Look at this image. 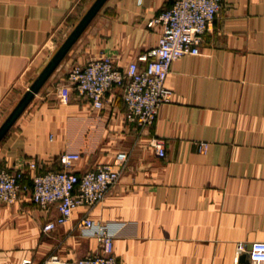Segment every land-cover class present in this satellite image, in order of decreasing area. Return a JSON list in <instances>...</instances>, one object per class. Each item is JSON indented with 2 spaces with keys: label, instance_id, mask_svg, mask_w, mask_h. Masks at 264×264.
<instances>
[{
  "label": "crops",
  "instance_id": "obj_1",
  "mask_svg": "<svg viewBox=\"0 0 264 264\" xmlns=\"http://www.w3.org/2000/svg\"><path fill=\"white\" fill-rule=\"evenodd\" d=\"M97 0H0V128L55 49ZM174 0H102L60 64L0 138V167L60 170L59 156L76 152L72 171L110 165L119 152L128 168L104 200L78 207L52 232L57 214L28 194L0 202V264L62 260L99 252L76 229L84 216L109 224L120 264H248L247 250L264 242V0H222L204 33L200 54L171 64L164 104L141 131L125 120L119 88L104 107L68 89L72 67L109 57L125 68L157 45L149 22ZM51 56V58H50ZM162 138L159 159L150 139ZM204 144V145H203ZM245 252L237 256V245Z\"/></svg>",
  "mask_w": 264,
  "mask_h": 264
},
{
  "label": "built area",
  "instance_id": "obj_2",
  "mask_svg": "<svg viewBox=\"0 0 264 264\" xmlns=\"http://www.w3.org/2000/svg\"><path fill=\"white\" fill-rule=\"evenodd\" d=\"M222 6V0H174L171 7L149 22L150 27H160V35L157 45L140 58L143 66L132 61L122 68L109 57L95 58L72 67L67 76L70 87L62 88L60 95L65 98L68 89H72L93 110H101L106 94L119 88L126 122L141 131L151 128L160 108L173 99V90L165 84L171 64L184 56L200 54L203 35ZM150 146L157 158H165L162 138H151ZM79 159L76 152H64L59 156L61 169L44 172L36 162L28 163L23 170L0 167V202L14 204L28 194L39 208L57 211L42 226L44 233L54 231L68 223L78 207L91 209L104 200L128 168L129 154L119 152L112 164L97 166L82 174L71 169ZM76 229L82 236L94 238L99 252L71 260L50 255L41 262L24 259L21 264H120L113 250L116 234L109 224L96 223L84 216ZM245 251L243 244L237 245V256ZM247 254L248 264H264V242L252 243Z\"/></svg>",
  "mask_w": 264,
  "mask_h": 264
},
{
  "label": "water",
  "instance_id": "obj_3",
  "mask_svg": "<svg viewBox=\"0 0 264 264\" xmlns=\"http://www.w3.org/2000/svg\"><path fill=\"white\" fill-rule=\"evenodd\" d=\"M102 0H97L96 3L90 8V10L84 15L82 20L76 26V28L69 34L63 44L58 48L56 53L52 56V58L47 63L46 67L42 70L36 80L32 83L31 86L24 93L23 97L17 104V106L12 110L6 121L0 128V138L6 132V130L10 127V125L15 121V119L19 116V114L24 110L27 104L34 98V96L38 93L40 87L44 84L47 78L52 74V72L56 69V67L60 64L68 50L71 48L73 43L79 37L81 32L85 29L89 21L94 16L95 11L101 4ZM250 249V247H249Z\"/></svg>",
  "mask_w": 264,
  "mask_h": 264
},
{
  "label": "rangeland",
  "instance_id": "obj_4",
  "mask_svg": "<svg viewBox=\"0 0 264 264\" xmlns=\"http://www.w3.org/2000/svg\"><path fill=\"white\" fill-rule=\"evenodd\" d=\"M67 37H68V35H67L66 37H63V41H62V43L66 40ZM57 50H58V48L55 49L54 53H53L51 56H53V55L56 53ZM51 56H50V58H51Z\"/></svg>",
  "mask_w": 264,
  "mask_h": 264
}]
</instances>
